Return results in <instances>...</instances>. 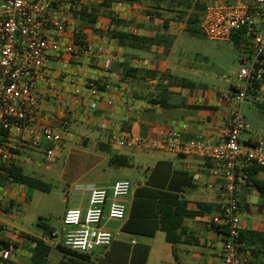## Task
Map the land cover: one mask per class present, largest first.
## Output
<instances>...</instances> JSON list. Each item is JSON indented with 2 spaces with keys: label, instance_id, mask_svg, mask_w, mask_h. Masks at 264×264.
<instances>
[{
  "label": "crops",
  "instance_id": "obj_1",
  "mask_svg": "<svg viewBox=\"0 0 264 264\" xmlns=\"http://www.w3.org/2000/svg\"><path fill=\"white\" fill-rule=\"evenodd\" d=\"M101 3L102 0L91 3L90 7L99 11L93 26H84L78 21V33L86 36V44H78L84 48L71 58L62 54L50 56L47 61L49 77L40 83V99L52 122L62 115L65 117L71 135L51 162L46 160L43 149L34 148L19 149L25 161H11L8 168H17L21 176L45 179L48 183L41 182L50 188L40 190L20 179L0 181V222L4 226L5 241L14 242L22 259L30 264L35 245L27 235L42 239L50 246L45 264H219L222 239L213 228L211 218L221 209L218 186L224 179L212 173L213 162L198 156L115 147L111 134L119 130L158 138L164 132L175 131L185 140L212 137L222 141L227 132L231 103H222L218 95L236 83L239 71L232 70L234 78L228 76L227 71L233 69L234 59L241 63L243 44H235L236 52L221 47L225 52L221 56L223 67L213 71L203 65L209 58L216 59L214 53L218 49L197 60L179 45L185 36L197 35L187 30L188 17L180 19L177 13L168 11L146 15V5L114 1L107 9ZM257 21L264 33V15ZM113 31L133 33L141 39H126V43L121 44L112 36ZM78 33L73 32L74 37ZM144 38L153 41L147 42ZM85 80L101 84V97L90 96L83 84ZM76 89L80 91L78 102L73 97ZM252 94L256 96L250 97L248 102H255L264 110V81ZM260 114L264 118V113ZM254 140H264V130L248 129L243 133V142ZM5 143L4 133L0 131V145ZM36 168L41 171L36 173ZM152 175L155 185L150 186ZM195 175H199V179H195ZM256 177L264 179V172L260 171ZM121 180L130 181L133 189L120 199L128 208L125 219L117 221L105 217L103 221V227L114 234L109 249L98 250L84 259L72 254L64 257L56 241L50 240L49 233L39 226V219H46L43 215L49 213L44 204L34 213L39 217L38 228L42 232L37 234L25 227L26 212L35 196L43 203L52 195L65 201L60 223L51 226L46 222L58 231L63 228L67 209L88 207L90 186L110 189ZM170 186L187 201L190 211L201 212L185 219V231L179 243L169 242L166 233L153 223L130 221L139 189L168 191ZM31 188L47 195H35L30 192ZM67 192L68 195H64ZM238 196L241 230L264 232L262 194L246 184L240 186ZM256 262L264 263V247L258 252Z\"/></svg>",
  "mask_w": 264,
  "mask_h": 264
},
{
  "label": "built area",
  "instance_id": "obj_2",
  "mask_svg": "<svg viewBox=\"0 0 264 264\" xmlns=\"http://www.w3.org/2000/svg\"><path fill=\"white\" fill-rule=\"evenodd\" d=\"M100 0H0V131L6 143L0 145L2 166L22 160L19 149H43L47 161L56 158L71 132L62 115L52 122L40 99V83L48 80L50 56L73 57L83 45L76 43L73 32L79 31L78 16L83 7ZM264 0H206L201 30L211 41H231L244 32L241 68L233 87L219 92L222 103H231L226 136L222 141L212 137L185 140L180 132L168 131L158 138H148L113 130L111 143L139 151H160L174 155L198 156L213 162L212 173L221 175L218 186L222 205L211 218L222 239L219 264H264L240 238L241 218L238 190L248 183L245 170L249 165L264 168V140L243 142L249 125L242 106L264 81V33L258 28V17L264 14ZM91 97H101V84L95 80L83 83ZM259 85V86H258ZM79 89L73 95L80 100ZM54 123L56 125H54ZM199 179V175H195ZM213 188V185H209ZM133 189L128 180L117 181L110 189L89 187V205L84 209H67L62 232L47 237L71 253L91 256L109 249L114 234L103 227L105 217L123 220L127 205L121 198ZM0 222V264H30L22 259L14 242L5 241Z\"/></svg>",
  "mask_w": 264,
  "mask_h": 264
},
{
  "label": "trees",
  "instance_id": "obj_3",
  "mask_svg": "<svg viewBox=\"0 0 264 264\" xmlns=\"http://www.w3.org/2000/svg\"><path fill=\"white\" fill-rule=\"evenodd\" d=\"M114 1L134 4V5H146V15H159L162 11L175 12L180 19L184 18V15L188 10L191 14L187 18V30L192 34H199L202 32L196 26L197 22H200L206 9V0H102L101 6L107 9L111 8ZM236 1V0H234ZM231 2V1H230ZM233 2V1H232ZM110 14V13H109ZM78 21L84 26H93L99 17V11L93 7H83L77 14ZM168 21L165 22L166 28ZM201 28V27H200ZM112 36L120 40L121 44L126 43V39L140 40L141 37L134 35L133 33H123L113 31ZM76 43L86 44L85 34H76ZM147 42H152L148 38H144ZM233 42L236 45H241L245 40L244 32H239L233 35ZM259 86V85H258ZM248 174V185L256 188L264 197V179L257 178V174L260 171L264 172V168L257 165H249L245 169ZM17 168L0 167V181L6 178H12L21 180L25 184L31 187L38 188L40 190H49V186L45 185L40 180L32 179L30 177L21 176L17 173ZM21 176V177H20ZM154 175L151 176L149 185H155ZM170 186L168 191L158 190L153 191L149 188H142L136 192V198L131 212V223L133 220H140V223H153L155 228H160L166 233L167 240L171 243H179L184 234V221L186 218L194 217L201 212H193L188 209V203L185 199L179 196L176 191ZM200 207L204 208L203 204ZM151 211V212H150ZM146 212V214L143 213ZM142 221V222H141ZM39 226L42 227L45 232L50 233L54 231L53 227L46 223V219H39ZM215 230L220 232L219 227L213 226ZM27 239L34 243L35 248L31 256L32 264H45L48 253L50 252V246H48L42 239L27 235ZM240 238L248 246L252 247L253 252L257 254L264 247V232L253 230H241ZM62 251L85 258L84 255H78L71 253L60 248Z\"/></svg>",
  "mask_w": 264,
  "mask_h": 264
},
{
  "label": "rangeland",
  "instance_id": "obj_4",
  "mask_svg": "<svg viewBox=\"0 0 264 264\" xmlns=\"http://www.w3.org/2000/svg\"><path fill=\"white\" fill-rule=\"evenodd\" d=\"M223 1L232 2L234 0H223ZM190 14H191V11L188 10L187 12H185V14H181V16L184 15V17H188ZM196 26L201 31L200 22H197ZM262 30H264V26ZM248 39L249 38L245 36L244 42L248 41ZM179 45L182 46L183 49L188 50L191 56L193 58H196L197 60L200 59L201 55H204L205 53L211 55V52L213 50L218 49V51L214 53L216 54L215 56L216 59L209 58L208 61L203 65L205 68L211 69L213 71L214 70L216 71L219 68L223 67V64L221 63V56L224 55L225 52L222 50L223 48L221 47H229V50L231 48L232 50L234 49L233 50L234 52H236V46L233 41L231 42L211 41L204 36L203 32H200L199 34L195 36H191V35L185 36L183 40L179 43ZM234 61L235 63H234L233 69H231L230 71H227L228 73L227 75L232 78H234L233 73H231L232 70L233 72H238L241 66V63L238 59L236 60L234 59ZM254 96L256 95H253L252 93L250 94V97H254ZM263 111L264 110L255 102L247 101L243 104L242 113L245 116V119L250 126L249 128L250 130L252 131L261 130V129L264 130V118H262V114H260V113H264ZM263 117H264V114H263ZM38 171H41V170L36 168V173H38ZM124 172L130 173V171H124ZM41 181H43L44 183H48L47 181H45V179H42ZM30 192L35 193V195H47L34 188L33 189L31 188ZM60 192L61 194L64 193L62 190H60ZM64 195H68V192L65 193ZM47 199L48 200L45 203H43L41 200H39L35 196V200L32 206L29 207L28 211L26 212L27 216L25 218V227L30 228L31 230L35 231L37 234L42 232V229L38 228L39 217L34 216V213L38 211L37 207L40 208L41 206H43V204L48 207L49 209L48 215H43V216L46 218V222H48L51 226H56V224L60 223V215L65 207V201L59 200V198H57V195L49 196ZM58 232L59 233L62 232L60 228L58 229ZM63 255L64 257H69V254L66 252H64Z\"/></svg>",
  "mask_w": 264,
  "mask_h": 264
}]
</instances>
